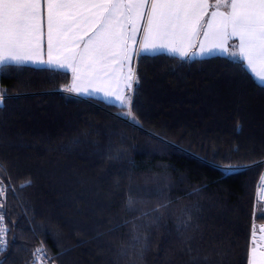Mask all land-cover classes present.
Masks as SVG:
<instances>
[{
    "label": "trees",
    "instance_id": "obj_1",
    "mask_svg": "<svg viewBox=\"0 0 264 264\" xmlns=\"http://www.w3.org/2000/svg\"><path fill=\"white\" fill-rule=\"evenodd\" d=\"M136 73L135 119L65 92L70 72L0 73L2 264H248L264 86L223 55L142 54Z\"/></svg>",
    "mask_w": 264,
    "mask_h": 264
},
{
    "label": "snow or ice",
    "instance_id": "obj_2",
    "mask_svg": "<svg viewBox=\"0 0 264 264\" xmlns=\"http://www.w3.org/2000/svg\"><path fill=\"white\" fill-rule=\"evenodd\" d=\"M197 37L199 46L193 50ZM160 52L180 61L218 53L238 58L264 86V0H0V73L26 64L71 71L72 83L63 86L65 92L113 100L131 119L139 84L136 69L128 68L125 94L120 95L111 88L109 66L122 67L142 54ZM4 100L0 91V106ZM240 127L238 123V131ZM261 182L258 199L264 176ZM30 184L26 180L20 187ZM7 191L0 180V210ZM4 221L0 211V253L7 248ZM255 237L253 226L248 264H254ZM257 255L264 261V252ZM33 256V264H39L44 249Z\"/></svg>",
    "mask_w": 264,
    "mask_h": 264
},
{
    "label": "crops",
    "instance_id": "obj_3",
    "mask_svg": "<svg viewBox=\"0 0 264 264\" xmlns=\"http://www.w3.org/2000/svg\"><path fill=\"white\" fill-rule=\"evenodd\" d=\"M199 39H200V37L194 38L193 43H194L195 47L193 48V50L198 49ZM160 53H165V52H160ZM145 54L146 55H153L150 53H145ZM156 54H159V53H156ZM130 55H131V53H130ZM215 55H222V54L218 53ZM215 55H212V56H215ZM223 56H225V55H223ZM208 57H211V56H208ZM230 58L238 59V58H234V57H230ZM43 59H45V60L47 59L46 45H45V53L43 55ZM137 59L138 58H136L134 61L125 62L122 67H118L115 64H112L109 66V70L111 71V73L114 77V80H113L112 85H111V88H112L114 93L120 94V95L125 94V78L129 75L128 68L129 67H135V69H136ZM26 65L40 67V66L32 65V64H26ZM69 72L71 73V76H72L73 73L71 71H69ZM71 83H72V80H71ZM0 91H2L1 86H0ZM72 94L77 95L75 93H72ZM77 96L82 97L84 99L101 100V101H105V102L120 106L118 103H115L113 100H105L102 96H87V95H77ZM255 241H256V243L253 245L254 264H264V261H262L261 258L258 257V255H257L258 252H264V224L263 225L261 224L259 226V228L256 230Z\"/></svg>",
    "mask_w": 264,
    "mask_h": 264
},
{
    "label": "built area",
    "instance_id": "obj_4",
    "mask_svg": "<svg viewBox=\"0 0 264 264\" xmlns=\"http://www.w3.org/2000/svg\"><path fill=\"white\" fill-rule=\"evenodd\" d=\"M262 183V182H261ZM261 185V184H260ZM259 190H260V187H259ZM259 201L261 202V203H263L264 204V191H260V198H259ZM5 222V221H4ZM5 226L7 227V224L5 223ZM8 229V228H7ZM8 232H7V234H6V240H7V245H8ZM36 252V251H35ZM34 252V253H35ZM33 258H34V256H33ZM39 264H53V263H50V260H49V258H48V256L46 255V252H45V250H44V256H43V259L39 262Z\"/></svg>",
    "mask_w": 264,
    "mask_h": 264
},
{
    "label": "rangeland",
    "instance_id": "obj_5",
    "mask_svg": "<svg viewBox=\"0 0 264 264\" xmlns=\"http://www.w3.org/2000/svg\"><path fill=\"white\" fill-rule=\"evenodd\" d=\"M262 212H264V204L262 203ZM261 224H258V223H256L255 224V229L257 230L258 228H259V226H260Z\"/></svg>",
    "mask_w": 264,
    "mask_h": 264
},
{
    "label": "water",
    "instance_id": "obj_6",
    "mask_svg": "<svg viewBox=\"0 0 264 264\" xmlns=\"http://www.w3.org/2000/svg\"><path fill=\"white\" fill-rule=\"evenodd\" d=\"M2 262H3V259L0 260V264H2Z\"/></svg>",
    "mask_w": 264,
    "mask_h": 264
}]
</instances>
